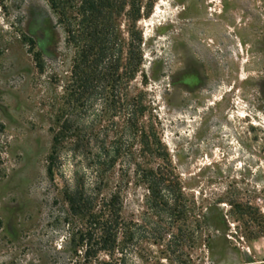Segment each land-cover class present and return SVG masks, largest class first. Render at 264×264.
Listing matches in <instances>:
<instances>
[{
  "label": "rangeland",
  "instance_id": "374dc122",
  "mask_svg": "<svg viewBox=\"0 0 264 264\" xmlns=\"http://www.w3.org/2000/svg\"><path fill=\"white\" fill-rule=\"evenodd\" d=\"M51 1L0 0V264H85L65 238L63 191L91 183L104 147L115 179L160 164L182 193L174 233L184 242L170 254L142 232L130 263L264 264V0H106L94 23L83 0ZM240 13L254 30L239 41ZM133 101L147 110L130 116ZM66 119L82 145L60 139ZM131 119L156 123L165 161L128 156L141 148ZM145 196L133 185L124 214L146 221ZM194 204L205 209L196 226Z\"/></svg>",
  "mask_w": 264,
  "mask_h": 264
},
{
  "label": "trees",
  "instance_id": "16d2710c",
  "mask_svg": "<svg viewBox=\"0 0 264 264\" xmlns=\"http://www.w3.org/2000/svg\"><path fill=\"white\" fill-rule=\"evenodd\" d=\"M62 0H52L55 8L60 6ZM106 0H83L81 6L82 16L90 17L93 23L95 18L104 15ZM96 24V23H95ZM99 25V24H97ZM95 28L93 38L100 31ZM106 42L101 40L99 43L98 57L105 58L107 49ZM102 63L97 60L95 65ZM92 68V67H90ZM130 78L137 73V65L129 62L128 65ZM91 70V69H90ZM86 90H89L93 79L91 74L86 75ZM147 110L139 103L131 102V115H142ZM131 131H137L140 139L141 148L131 152L128 156L135 159L154 161L167 159V153L155 132L156 123L150 125L147 123L136 125L135 119L129 121ZM75 123L66 119L61 126L60 139L69 141V145H82L84 139H75L71 135ZM59 138L55 139L58 143ZM57 150L54 149L51 156V165L49 174H54V156ZM149 164V163H148ZM146 164L135 165L133 168H127L125 175L115 179L113 177V168L115 160L112 152L103 148L93 155L91 162L93 180L90 184L84 178L78 179L72 185H66L63 191L65 202L68 206V217L65 224L68 226L66 241L74 248L75 256L81 258L85 264L94 261L96 264H132L128 260L131 249L138 244L140 234L146 232L149 235V242L152 245L165 244L167 252L174 254V248L179 247L184 242V237L175 235L177 220L176 210L173 203L176 202L179 195H182L175 181V176L168 166L160 164L152 166ZM133 185L142 187L146 196L149 216L146 221H140L134 217L124 214L125 197L132 189ZM203 207L195 204L192 207V219L195 226L200 222L198 217L203 216ZM80 227L77 231L76 228ZM193 235L197 231L193 230ZM170 238L167 240V238ZM191 240L197 241L192 237ZM134 264V263H133ZM186 264V263H183Z\"/></svg>",
  "mask_w": 264,
  "mask_h": 264
},
{
  "label": "flooded vegetation",
  "instance_id": "af4514ba",
  "mask_svg": "<svg viewBox=\"0 0 264 264\" xmlns=\"http://www.w3.org/2000/svg\"><path fill=\"white\" fill-rule=\"evenodd\" d=\"M244 13V16L246 17H250V13L248 12V11H244L243 12ZM239 16H240V18H239V20L238 21H236V23L233 25V28H236V29H238L239 30V34H240V37L241 38H239V41L242 39V34L243 33H245V32H249V31H253L254 29H253V26H250V22L247 24V22L243 25L242 24V20H241V13L239 14ZM251 19V18H250ZM213 35L214 36H216L217 38H218V35H216L215 34V32L213 33ZM194 37V36H193ZM245 37H247L246 35H245ZM195 39V38H194ZM234 39L236 40V39H238L237 38V35H235L234 36ZM196 41V40H195ZM195 41H193L192 43H193V47L192 48H194L195 49V46H197L198 48H200V50H203L204 49V46H202L201 45V43H199V42H195ZM221 45V44H220ZM220 45L218 46V47H220ZM208 47H211L210 45H207ZM262 47V46H261ZM249 48H251V50L252 49H254V48H252V47H250L249 46ZM255 50V49H254ZM204 52V51H203ZM219 52V51H218ZM219 54V53H218ZM189 60H190V62H193V56L192 55H190V58H189ZM212 62H214L213 60H212ZM189 65H192V64H189Z\"/></svg>",
  "mask_w": 264,
  "mask_h": 264
}]
</instances>
